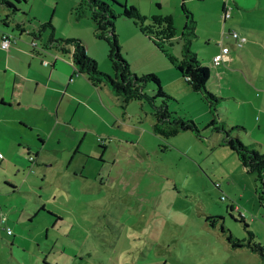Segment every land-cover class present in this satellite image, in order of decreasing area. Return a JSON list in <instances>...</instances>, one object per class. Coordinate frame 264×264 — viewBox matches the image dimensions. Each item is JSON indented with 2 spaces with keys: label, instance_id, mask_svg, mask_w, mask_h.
Instances as JSON below:
<instances>
[{
  "label": "rangeland",
  "instance_id": "obj_1",
  "mask_svg": "<svg viewBox=\"0 0 264 264\" xmlns=\"http://www.w3.org/2000/svg\"><path fill=\"white\" fill-rule=\"evenodd\" d=\"M11 1L19 11L8 17L10 25L6 27L2 22L9 12L0 6L1 28L18 41L32 39L28 31L33 28L26 24L22 33L15 28L14 20H23L24 13L38 18L33 12L38 9L40 13L44 6L43 22L52 21L56 38L80 39L85 45L81 38L72 36L66 15L61 12L64 1H60L55 15L56 0H44L39 7L38 0ZM38 19L30 22L39 24ZM115 25L121 53L128 58L132 73L139 77L155 74L152 71L158 66L148 55L143 56L147 51L125 37L119 18ZM93 31L88 34L107 50V44L95 38ZM49 35L50 31L43 32L37 42L45 45ZM201 42L203 37L195 39L192 49L204 66L211 62L203 59L201 50L209 52L212 46L205 47ZM92 50L95 56L100 52L99 47ZM181 51L178 41L173 53L180 57ZM104 63L99 60V69L106 66L113 74L107 57ZM161 86L172 97L166 101L168 111L174 117L194 121L197 130H181L169 137L154 133L153 113L163 99L151 101L156 87L149 83L142 101L126 107L113 101L116 109L126 111V124L136 127L118 131V125L114 126L116 133L104 144L100 141L103 136L94 130L83 143L63 138L56 146L52 140L47 155L61 159L53 167L44 164L39 179L34 181L35 191L31 187L30 192L26 185L20 193L14 192L8 183L15 182L14 169L7 173L0 169V264H263L258 253L234 247L230 240H246L250 230L264 246L261 184L225 144L224 131L216 129L220 118L228 121L226 130L232 129L230 123L243 112L242 106L230 99L215 111L186 84L188 94L181 91L178 99L171 95L176 90L174 85L163 81ZM239 87L246 88L240 82ZM233 90L236 93V88ZM109 100L105 98L113 108ZM212 119L217 123L210 124ZM84 122L96 124L88 113ZM59 130L69 135L85 134L66 126ZM232 133L236 136L237 132ZM240 141L252 144L244 132ZM258 150L264 152V148ZM72 156L76 160L70 170L77 165L81 168L77 177L65 173L61 164ZM37 169L40 167L35 165ZM5 228L11 229L10 235Z\"/></svg>",
  "mask_w": 264,
  "mask_h": 264
},
{
  "label": "crops",
  "instance_id": "obj_2",
  "mask_svg": "<svg viewBox=\"0 0 264 264\" xmlns=\"http://www.w3.org/2000/svg\"><path fill=\"white\" fill-rule=\"evenodd\" d=\"M43 1L38 0V7ZM60 1H64L61 12L66 15L72 36L81 38L85 42L88 55L98 62L101 60L104 65L108 47L106 50L102 43L96 42L88 34L94 30L90 18H79L73 12L79 0H56L52 14H56ZM118 1L136 7L147 17L171 16L178 36L186 22L183 8H187L192 13L196 21L195 39L203 37V42L199 44L205 47L212 46L209 52L201 50L203 59L212 63L204 65L209 70L208 88L219 97L225 96V98L221 97L223 99L221 103L233 99L238 106H242L243 112L230 123L232 129L237 132L236 136L239 139H242V132L246 133L251 139L250 145L258 152V148H264V0ZM25 2L27 3L28 0ZM226 8H230L228 19L223 17ZM33 13L39 19L24 13L25 18L17 22L14 20L13 24L19 22L24 24L25 29L26 24L35 28L38 23L30 20L38 19L39 23L43 22L46 7L43 6L40 13L38 9ZM6 22L7 25L4 24L5 22L2 23L7 27L10 25L9 18ZM119 24L125 37L134 40L136 47L145 49L147 53L143 56L148 55V58L158 66L152 72L159 75L162 80L160 81L175 86L174 94H170L177 99L181 91L188 94L185 84L187 86L189 84L185 83L179 71L171 66L153 43L139 32L130 20L119 17ZM232 30L245 40L242 47H239L228 35ZM3 34L11 35L15 42L8 50L0 46V169L5 173L10 168L14 169L15 182L12 180L8 182L14 192L20 193L26 185L29 186L28 190L33 192L31 187L34 189V181L39 179L44 164L46 163L45 167L49 168L60 161L61 158L58 156L47 155L49 151L47 147L51 145L52 140L55 141L56 146L62 144L63 138L83 143L90 130H94L103 136L100 141L104 144L107 137L115 132L114 126L118 125V131L136 127L134 124L127 125L124 118L126 111L116 109L114 106L113 101L122 102L114 95L111 87L108 84L101 87L93 86L85 75L78 73L69 55L43 49V45L33 41L32 37L25 39L26 41H18L14 35L2 30L0 22V39ZM177 39L178 37L175 43ZM33 42H36V47H33ZM98 47L100 52L95 56L92 49ZM222 47H227L229 52L221 64L215 66L212 60L220 53ZM196 55L199 56L198 53ZM125 58L128 60L126 56ZM44 61L48 64L45 65ZM200 61L203 64V61ZM100 69L111 74L106 66ZM239 82L247 89L239 87ZM233 88H236L238 94ZM108 97L113 108L105 101ZM87 113L92 115L96 124H85L84 117ZM119 119L123 124L118 122ZM220 119L227 127L228 121L224 118ZM64 126L71 127L79 133L83 131L85 134L84 136L69 135L66 131L59 130ZM33 147L37 152H34ZM71 148L75 149L74 145ZM30 157H33L32 161ZM75 160L76 157L72 156L69 162L64 159L61 161V164L65 165L63 171L70 173L72 177H77L78 170L81 169L77 165V168L70 170ZM35 165L40 167L37 169L38 172L35 171Z\"/></svg>",
  "mask_w": 264,
  "mask_h": 264
},
{
  "label": "trees",
  "instance_id": "obj_3",
  "mask_svg": "<svg viewBox=\"0 0 264 264\" xmlns=\"http://www.w3.org/2000/svg\"><path fill=\"white\" fill-rule=\"evenodd\" d=\"M0 6L9 12L3 21L7 25L8 17L19 11V9L16 8V5L11 0H0ZM73 12L77 17H89L93 22L95 38L107 44V58L111 63L113 74H106L100 71L97 61L88 55L86 47L80 39L56 38L54 35L55 28L51 21L40 22L28 34L34 39L33 41H39L43 32L50 31L49 38L47 43L43 45V49L49 50L53 48L64 55H69L79 74L85 75L95 87L108 84L122 102L123 107L133 101H142L147 97L144 93L145 85L154 84L156 94L151 98V101L154 102L156 98L163 99L162 105L156 107V111L153 113L156 119L152 125L154 133L169 137L178 134L181 130H197V125L192 120L186 121L181 117H174L168 111L166 101L172 97L163 90L157 75L147 74L139 77L132 73L129 62L121 53V46L116 32L115 23L119 17L130 20L139 32L153 43L171 66L179 71L193 92L201 95L211 110H217V106L223 99L208 89L209 70L203 66L191 48L192 42L197 36L195 31L196 21L187 8H183L186 22L179 36L171 16L153 15L147 17L136 7L125 2L121 3L118 0H79L73 8ZM15 28L22 33L26 32L22 23H16ZM177 37V42L179 41L182 45L180 57L173 53V47L177 44L174 41ZM215 123H217L215 119L210 122V124ZM216 129L224 131L225 144L235 152L239 162L246 171L253 174L255 180L260 182L262 187L260 198L264 200V152H258L251 145H244L237 136L233 135L234 129L226 130L223 123H220ZM7 229L10 228H5L6 232ZM230 240L234 247H247L258 253L261 262L264 264V246L255 240V235L252 231L248 230V238L246 240H233L232 237H230Z\"/></svg>",
  "mask_w": 264,
  "mask_h": 264
},
{
  "label": "built area",
  "instance_id": "obj_4",
  "mask_svg": "<svg viewBox=\"0 0 264 264\" xmlns=\"http://www.w3.org/2000/svg\"><path fill=\"white\" fill-rule=\"evenodd\" d=\"M223 17L225 19H228L230 17V8H226L224 13H223ZM229 36H231L237 43V45L239 47H242L244 44V39L234 30L229 31L228 33ZM15 42V40L12 39L11 35L9 34H3L1 39H0V46L5 49L8 50L10 48V46ZM33 47H36L37 44L36 42L32 43ZM229 52V49L227 47H222L221 51L219 54H217L214 58H213V64L215 66H219L222 62V60L224 59L225 55ZM44 64L47 65L48 62L44 61ZM72 80V79H71ZM30 161L33 160V157L29 158ZM7 234L10 235L11 234V229H7Z\"/></svg>",
  "mask_w": 264,
  "mask_h": 264
}]
</instances>
